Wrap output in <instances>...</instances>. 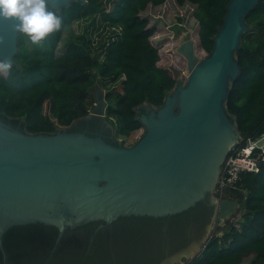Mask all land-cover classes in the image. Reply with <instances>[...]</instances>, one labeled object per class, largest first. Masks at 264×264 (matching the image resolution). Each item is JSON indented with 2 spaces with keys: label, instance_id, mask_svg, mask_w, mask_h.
Wrapping results in <instances>:
<instances>
[{
  "label": "water",
  "instance_id": "95a60500",
  "mask_svg": "<svg viewBox=\"0 0 264 264\" xmlns=\"http://www.w3.org/2000/svg\"><path fill=\"white\" fill-rule=\"evenodd\" d=\"M71 1L49 5L58 12ZM256 2L229 0L204 57L190 29L172 27L187 78L175 76L162 104L131 108L145 128L133 144L112 139L97 86L90 114L52 133L26 132L0 113V264H167L198 255L211 236L206 230L197 246L209 205L222 220L239 200L211 191L242 141L226 98ZM18 34L0 20V60L20 68Z\"/></svg>",
  "mask_w": 264,
  "mask_h": 264
},
{
  "label": "trees",
  "instance_id": "16d2710c",
  "mask_svg": "<svg viewBox=\"0 0 264 264\" xmlns=\"http://www.w3.org/2000/svg\"><path fill=\"white\" fill-rule=\"evenodd\" d=\"M168 1L86 0L79 4L72 0L58 12L48 5L62 18V28L46 37L48 48L39 55L28 58L20 68L12 65L7 76L0 74V113L20 119L26 132L52 133L87 115V107L95 102L92 89L100 82L105 89L108 122L122 133L142 129L131 108L143 101L162 104L175 83L176 68L159 65L161 53L152 42L156 28L145 15L148 7ZM173 2L193 7L198 24L196 48L209 54L213 46L210 37L223 24L229 0ZM183 16L181 11L178 19ZM245 19L252 20V28L241 35L246 45L236 54L240 72L226 98L242 141L264 131V0H257ZM73 22H83L80 32L70 34L60 45ZM20 39L21 34L18 45ZM235 185L238 189L229 193L241 196V223L213 233L198 255L185 264H241L249 256L248 264H264V162L258 172H241ZM212 212L209 205L206 224Z\"/></svg>",
  "mask_w": 264,
  "mask_h": 264
},
{
  "label": "rangeland",
  "instance_id": "374dc122",
  "mask_svg": "<svg viewBox=\"0 0 264 264\" xmlns=\"http://www.w3.org/2000/svg\"><path fill=\"white\" fill-rule=\"evenodd\" d=\"M168 2L169 3H167L165 5L158 6V7H148L147 10L145 11V15H147L150 18V23L152 25H154L156 28V31H155L154 35L152 36V42L155 46H157V48L159 49V51L161 53L159 65H170V66L175 67L176 71H177L176 75L178 73L181 74V81L183 83L185 81V79L187 78L186 74L184 73V71H185V60L182 56H180L175 51H173L175 46L178 43V38L176 36V31L173 30L172 27L175 24L182 23L184 26H179V25L178 26L180 28H182L183 30L190 29L192 31V37L197 38L196 31L198 28V24H197V21L195 20V17L192 15L193 7L191 5H189V3H186V4H184L183 7H181V6H177L173 2V0H169ZM181 11H182L184 16L181 17L182 20H179L178 17L180 16ZM258 19H261V16ZM245 21H246V19H245ZM251 22H252V20L246 21L247 25L250 24L252 26ZM79 23L80 22H78V23L73 22L72 25L66 29V34L63 37V40L61 41L60 45H62L64 43V41L69 38L70 34L76 35L80 32V26L83 22L81 24H79ZM251 28L252 27L248 28L246 30V32ZM20 34H21V39L19 41V45H18V39H17L18 50H17V53L14 55V59L19 66H21V64L24 61H26L28 58L35 56V55H39L44 49L48 48V43H47L46 39L42 42V45L41 44H33L30 41L29 37L26 36L25 34L19 33L18 37ZM249 37H250L249 34L245 35L246 39H248ZM242 44L246 45V43L240 37V45H242ZM24 48H27L26 53H24ZM196 51L200 57H204L207 55V53L204 52V50H202L199 47L196 48ZM17 54H18V56H17ZM181 63H184L183 69H180V65H182ZM95 86H97L102 91L105 90L102 88V84L100 82H97L95 84ZM95 103L96 102H94V104ZM93 105L87 107V115L90 114V108ZM85 106L86 105H84V107ZM115 123H116V121H115ZM116 130L117 129L115 127H113V134H112L113 138L112 139L113 140H120L124 146H127V145H130V144H133L134 142H136L138 140V138L144 133L145 128L142 127V129H139V130L133 132L132 134L122 133V132H119L118 130H117L118 133L116 134L115 133ZM241 142H239V144H241ZM213 188H214V186H213ZM213 190L214 189H212V191H211L212 195L214 194ZM229 196H230L229 199L235 200V196L237 197L238 195L237 194L231 195L229 193ZM239 198L240 199L235 204H233L231 211L229 213H227L225 215V217L222 218V220L217 219V214H216L215 218L211 217L209 220V223H211V224L210 225L208 223L206 224L205 229L203 231V234L206 232V230H208L209 235H212L213 233L218 232L220 229L226 228L231 223L239 225L241 223L242 214H243V208H242L243 205L241 206L242 202L240 201L241 196ZM200 241H201V239H198V238L195 241L198 244L197 245L198 247H199ZM198 247H196V248L198 249ZM193 255L194 254L191 253V255L189 257L191 258V257H193ZM189 257L180 256V258H178V259L174 258V259L170 260L169 263L170 264H185L187 262V260L190 259ZM251 258H252V256L246 257L241 264H248V262L250 261Z\"/></svg>",
  "mask_w": 264,
  "mask_h": 264
},
{
  "label": "clouds",
  "instance_id": "9594fccd",
  "mask_svg": "<svg viewBox=\"0 0 264 264\" xmlns=\"http://www.w3.org/2000/svg\"><path fill=\"white\" fill-rule=\"evenodd\" d=\"M49 3L50 0H0V20L10 22L15 32L25 34L33 44L42 45L49 34L60 31L63 25L56 11L49 10ZM11 68L10 60H0V74L7 76ZM258 145L259 142L253 147Z\"/></svg>",
  "mask_w": 264,
  "mask_h": 264
},
{
  "label": "built area",
  "instance_id": "2783aa9c",
  "mask_svg": "<svg viewBox=\"0 0 264 264\" xmlns=\"http://www.w3.org/2000/svg\"><path fill=\"white\" fill-rule=\"evenodd\" d=\"M262 138H264V131L257 137H247L227 156L214 190L218 200L230 198L229 191L238 189L235 183L241 172H258L260 163L264 162V139ZM257 142L259 145L253 147Z\"/></svg>",
  "mask_w": 264,
  "mask_h": 264
},
{
  "label": "flooded vegetation",
  "instance_id": "af4514ba",
  "mask_svg": "<svg viewBox=\"0 0 264 264\" xmlns=\"http://www.w3.org/2000/svg\"><path fill=\"white\" fill-rule=\"evenodd\" d=\"M239 197H240V195H238L237 197L235 196V198H238V199H240ZM210 199H211V198H210ZM167 264H170V263H167Z\"/></svg>",
  "mask_w": 264,
  "mask_h": 264
}]
</instances>
